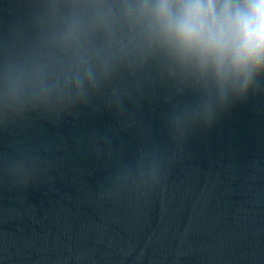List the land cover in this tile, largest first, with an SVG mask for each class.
<instances>
[{
	"label": "water",
	"instance_id": "95a60500",
	"mask_svg": "<svg viewBox=\"0 0 264 264\" xmlns=\"http://www.w3.org/2000/svg\"><path fill=\"white\" fill-rule=\"evenodd\" d=\"M48 23L47 0H0V70ZM0 179L79 264H264V77L210 118L158 57L83 98L0 93Z\"/></svg>",
	"mask_w": 264,
	"mask_h": 264
},
{
	"label": "clouds",
	"instance_id": "9594fccd",
	"mask_svg": "<svg viewBox=\"0 0 264 264\" xmlns=\"http://www.w3.org/2000/svg\"><path fill=\"white\" fill-rule=\"evenodd\" d=\"M47 11L39 44L0 70L6 105L83 98L114 62L158 57L201 91L210 118L264 77V0H47Z\"/></svg>",
	"mask_w": 264,
	"mask_h": 264
}]
</instances>
